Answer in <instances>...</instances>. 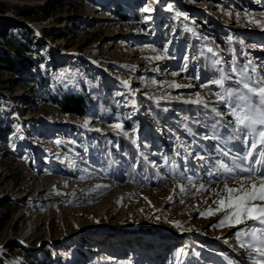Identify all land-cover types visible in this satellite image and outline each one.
<instances>
[{
  "label": "rangeland",
  "instance_id": "obj_1",
  "mask_svg": "<svg viewBox=\"0 0 264 264\" xmlns=\"http://www.w3.org/2000/svg\"><path fill=\"white\" fill-rule=\"evenodd\" d=\"M262 14L264 0H0V264H176L180 249L183 264H251L233 235L243 225L212 227L224 214L200 215L216 207L222 179L207 172L224 147L223 137L204 139L211 108L224 110L220 89L201 84L218 78L216 59L226 71L252 61L264 72V28L252 22ZM216 35L226 45L209 53ZM70 93L91 100L81 115L55 104ZM197 93L208 108L189 102ZM108 131L155 170L145 182L126 175ZM76 185L102 192L69 191Z\"/></svg>",
  "mask_w": 264,
  "mask_h": 264
},
{
  "label": "snow or ice",
  "instance_id": "obj_2",
  "mask_svg": "<svg viewBox=\"0 0 264 264\" xmlns=\"http://www.w3.org/2000/svg\"><path fill=\"white\" fill-rule=\"evenodd\" d=\"M169 8L171 9V5ZM144 11H151V5L145 7ZM252 22L264 28V22ZM208 52L211 53L212 49L209 48ZM156 59L160 57L157 56ZM220 63L218 59L213 61L218 78L212 80L211 84H201V87L216 86L220 89L215 92L216 103L224 110L211 108V113L216 118L211 125L213 134L205 136L204 139L223 137L220 143L224 147L217 145L218 156L222 159L213 163L214 171L207 172L210 177L222 179L223 187L213 190L216 199L212 204L216 207L210 205L200 215L207 217L223 213L222 218L212 227L243 225L233 233L239 247L244 250V255L251 264H264V72L252 61L241 66H232L227 71L215 67ZM231 63L235 65V61ZM124 83L127 84V81ZM173 86L181 87L178 84ZM189 102L203 105L205 108H208L210 103L199 93L196 100ZM222 117L230 118L220 119ZM115 127L119 128L120 125ZM228 157H231V164L224 159ZM197 159L204 160V157ZM187 179L189 184L193 182L191 177ZM180 190L183 192L186 189L181 187ZM197 191H205L204 184H201ZM174 223L177 227L180 226L178 221ZM181 255H184L183 249L175 254L176 264H183ZM229 264L232 262L229 261Z\"/></svg>",
  "mask_w": 264,
  "mask_h": 264
},
{
  "label": "trees",
  "instance_id": "obj_3",
  "mask_svg": "<svg viewBox=\"0 0 264 264\" xmlns=\"http://www.w3.org/2000/svg\"><path fill=\"white\" fill-rule=\"evenodd\" d=\"M171 22L173 23L174 29L181 36V38H184L187 42H189L193 48L196 50V43L192 36L188 34L187 31H185L183 28L176 26L174 23V19L171 18ZM215 41H209L211 49L213 51H217V44L225 46L224 38H219L218 35L215 36ZM228 42L231 45L232 51L234 53V56L236 59L241 62V50L239 46L234 42L232 38H228ZM29 62L31 61L30 57H26ZM198 60L202 63L203 58L198 57ZM1 61L7 65L8 68L11 70H16V67L14 65V61L10 57H1ZM21 61V60H20ZM91 100H89L86 95H83L81 93L79 94H63L59 98L56 99L55 104L58 106V108L63 112L67 114H74V115H81L84 110L89 106ZM189 106L187 104L181 105V108L183 110V113H187ZM155 114L154 116L162 121L165 122V116L166 113L162 112L159 108L152 107ZM108 135L112 138V142L115 144V147L119 150L118 153L120 156H122L124 159L126 158V175H129L131 178L136 177L139 179L140 182H145L143 177H150L151 173L155 172V170L148 165L139 155L136 146L132 143L131 139L124 134L114 132V131H108ZM159 179V178H158ZM162 182V181H161Z\"/></svg>",
  "mask_w": 264,
  "mask_h": 264
},
{
  "label": "bare ground",
  "instance_id": "obj_4",
  "mask_svg": "<svg viewBox=\"0 0 264 264\" xmlns=\"http://www.w3.org/2000/svg\"><path fill=\"white\" fill-rule=\"evenodd\" d=\"M51 180V182L53 181L52 179H50ZM50 180L48 181V182H46V184H43L42 183V186H43V190L44 191H47L48 189H50V187H51V182H50ZM49 187V188H48ZM105 187H108V184L105 186ZM104 187V189L106 190V188ZM21 188H23V186L21 187ZM20 188V189H21ZM130 188V187H129ZM76 189H78V190H81V192L82 191H88V192H90L91 194H93V195H100L101 194V192L102 191H95V189H93V191H90V190H88L86 187H82V186H73L71 189H69V191L71 190V191H75ZM132 189H134L133 187H132ZM131 189V190H132ZM131 190H129L128 192L126 191H122V192H120L119 194H117V195H115L114 197H113V199H112V203L114 202V205L113 206H111V207H118V206H120L121 205V199L123 198V197H125V196H127L129 193H131L132 191ZM68 196V195H67ZM58 200H64V202L65 203H77V202H80L82 199H74V198H76V197H73V196H69V197H67V198H62L61 197V195H59L58 197ZM80 198H82V197H80ZM148 206V205H147ZM31 233V232H30ZM30 235H32V234H30ZM33 236V235H32ZM119 251H121L120 249H118Z\"/></svg>",
  "mask_w": 264,
  "mask_h": 264
}]
</instances>
